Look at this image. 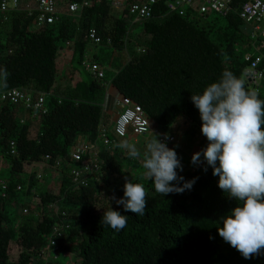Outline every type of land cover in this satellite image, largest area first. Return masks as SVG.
Segmentation results:
<instances>
[{"label": "trees", "instance_id": "trees-1", "mask_svg": "<svg viewBox=\"0 0 264 264\" xmlns=\"http://www.w3.org/2000/svg\"><path fill=\"white\" fill-rule=\"evenodd\" d=\"M76 1L57 0V8L66 11ZM239 6L240 0H234L226 15L197 7H185L181 14L169 12L162 0L149 19L135 21L125 7L115 15L110 2L89 0L79 13L39 26L24 10L0 11V68L8 73L0 91L21 88L34 96L45 94L47 108L33 116L25 107L0 102V179L7 185L5 197L0 196V264H42L57 224L70 226L57 251L58 264H264V250L245 259L219 236L221 218L236 202L218 188L210 167L206 172L201 165L186 168L179 174L185 180L196 178L192 189L164 197L139 161L116 146L125 140L118 139L100 145V172L86 186L74 183L70 174L77 142L92 144L101 126L109 127L104 115L110 90L140 105L153 128L168 132L182 117L193 136L201 133V120L191 95L202 93L224 71L243 79L246 89L264 100L258 89L264 74L256 85L244 74L250 66L246 56L254 54L255 59L256 49L263 52L264 38L240 18ZM91 28L102 38L98 45L86 39ZM136 28L140 31L134 34ZM99 47L109 53L99 57ZM87 58L114 70L107 68L102 79L94 78L85 69ZM114 137L109 127L107 138ZM51 168L59 174L47 184ZM130 180L145 186L148 203L142 216L126 212L112 199L123 196ZM51 203L61 205L66 216L50 212ZM26 206L29 213L23 214ZM110 206L128 216L119 232L103 222Z\"/></svg>", "mask_w": 264, "mask_h": 264}, {"label": "clouds", "instance_id": "clouds-1", "mask_svg": "<svg viewBox=\"0 0 264 264\" xmlns=\"http://www.w3.org/2000/svg\"><path fill=\"white\" fill-rule=\"evenodd\" d=\"M8 73L0 68V86H6ZM198 110L201 134L207 145L191 157L193 165L210 167L218 176L217 186L236 206L221 218L218 234L243 258L251 259L264 250V100L246 89L245 81L231 71H224L218 81L192 94ZM168 137L147 138L143 151L126 140L116 146L129 159L142 163L144 174L154 189L164 197L191 190L196 178L185 180L182 158L175 147H168ZM142 183L126 181L123 196L112 197L126 212L144 215L147 205ZM105 225L116 232L127 226V215L112 207L102 216ZM222 225V226H221Z\"/></svg>", "mask_w": 264, "mask_h": 264}, {"label": "built area", "instance_id": "built-area-1", "mask_svg": "<svg viewBox=\"0 0 264 264\" xmlns=\"http://www.w3.org/2000/svg\"><path fill=\"white\" fill-rule=\"evenodd\" d=\"M116 9L121 10L125 7L128 12L134 16L136 20L149 19L152 16V8L162 0H144V2L133 1L129 4L126 0H106ZM169 12H184L185 7H197L200 12L209 10L215 11L221 15L228 14L231 11V6L234 0H163ZM89 5V0H79L72 2L68 6V10H60L57 8V0H0V11H18L24 10L29 16H33L36 24H51L60 19L62 14L75 15L83 8ZM239 16L244 21L252 24L255 31L264 38V0H240ZM255 36V34H253ZM87 41L92 45H98L102 42V38L98 35L95 28H91L86 37ZM111 38L107 39V43H111ZM256 57L254 54L246 56V61L250 62V66L245 69V78L249 83L255 84L263 77L264 70L260 66L264 64V51L256 49ZM88 56V55H87ZM89 57V56H88ZM85 68L92 74L94 78L102 79L105 76V67L97 62L87 58L84 61ZM45 94L32 95L28 91L21 88H10L0 91V102H10L15 105L25 107L33 111V116H38L40 113H46ZM117 106L119 107L117 117L112 127L114 131V139L107 138L109 127L101 126V133L96 142L90 144L85 140L80 139L71 151V159L73 165H70V174L73 182L79 185L86 186L91 179L96 178L100 172V162L97 157V151L100 145H113L118 139L126 138L130 135L147 137L154 133L161 140L164 135L161 131L155 129L151 125V121L144 113L142 107L133 103L130 98L118 97ZM168 147L176 143V138L173 135H167ZM11 153H16L15 143L11 142ZM88 156L89 159L84 158ZM49 159V156H46ZM61 161L57 162L59 166ZM21 187L18 186V189ZM7 185L3 179H0V196L5 197ZM49 211L57 215L66 216V211L58 203H51ZM22 213H29L28 206L22 208ZM70 226L69 224H57L53 228L52 234L48 238L47 251L43 255L42 264H58L57 251L60 248L64 232Z\"/></svg>", "mask_w": 264, "mask_h": 264}, {"label": "rangeland", "instance_id": "rangeland-1", "mask_svg": "<svg viewBox=\"0 0 264 264\" xmlns=\"http://www.w3.org/2000/svg\"><path fill=\"white\" fill-rule=\"evenodd\" d=\"M114 14L115 15H119V11L118 10L114 11ZM139 31H140V29L139 28H136V29L133 30V33L134 34H137ZM99 48H100V51H99V49H95V51L98 53V56L99 57H104V55H107L109 53V49L108 48H106V47H99ZM115 57L119 61V57H118L117 54H116ZM122 60H124V57L122 58ZM70 63L71 62H70V55H69L67 57V60H66V65H67L66 67H68V66L70 67ZM73 64L75 66H77L75 62H73ZM107 68H108V70H111V71L114 70L113 67H111V66H107ZM107 68H106V70H107ZM78 69H79L80 75L84 79H87V75L85 74L84 70L82 68H80V67ZM86 71H88V70L86 69ZM258 83H259L258 89L260 90V93L264 96V80H259ZM108 92H110V94H112L111 93V90L108 91ZM190 130H191V128L188 126V124L185 122V120L182 117H179L177 119V121L172 125V127L170 128V130L168 132H162L161 131L164 136L165 135H168V134H172L173 136L176 137L177 142L174 143L173 146H170V148L175 147L178 155L183 159V162L186 163L185 164V163L182 162V164H183V170H185L186 168L191 167V166L194 167L195 165H193L192 163H190L191 160L189 158H187L183 153L180 155L179 148L183 151V149L181 147V144H185L187 142V140H188V144L189 145L195 146V147H199L200 141H202V139H204V138H202L203 135L201 133H197L194 136L191 135V131ZM35 136H36V124H35L32 132L30 134V137L31 138H33ZM149 137H150V135L147 136V138H149ZM128 139H131L130 142L132 144H136L135 141L139 140V142H140L142 138H141V136L131 135V136H128ZM207 143L208 142L206 140L203 143V145H205ZM203 145H202V147H204ZM138 148H140L141 151H143V148H141V147H138ZM139 163L142 165L141 161H139ZM48 171H51V172H48L49 174L51 173L50 175H47L48 177H51L52 175L57 176L59 174V172L57 170L52 169V168L49 169ZM131 171L134 172V169L131 168ZM17 208L18 207H16V211H18L20 209V208H18V209ZM60 262L63 263L64 262V259H60ZM78 262H79V260L78 261H75V264H78Z\"/></svg>", "mask_w": 264, "mask_h": 264}, {"label": "crops", "instance_id": "crops-1", "mask_svg": "<svg viewBox=\"0 0 264 264\" xmlns=\"http://www.w3.org/2000/svg\"><path fill=\"white\" fill-rule=\"evenodd\" d=\"M117 101H118V97L115 96V94H109L108 97H107L106 103H105V115H104L105 118H104V121L109 125L110 128L113 127L115 119H116L117 114H118L119 107L117 106V103H118ZM153 134L154 133L150 134V137L153 136ZM169 135H171V134H169ZM141 138L142 139H141L140 142H139V140L135 141V143H136L135 145L137 147L144 148V143H145V140L147 139V137H142L141 136ZM202 138H204V139H202V141H200L199 147H195V146L189 145L188 144V140H187V142L185 144H181V147H182L183 151L179 148L180 155L183 153L187 158H189L191 160V157H192V155L195 152L201 151L207 145V144L203 145V143L206 141V139H205L204 136ZM123 139H125L126 141L131 143L130 142L131 139H128V138L127 139L123 138ZM176 142H177V140H176ZM202 145L204 147H202ZM182 162H183V159H182ZM183 163H185V162H183ZM195 166H197V165H195ZM48 172H51V171H48ZM50 174L48 173V175H50ZM46 181H47V184L50 183L51 182V177H46Z\"/></svg>", "mask_w": 264, "mask_h": 264}]
</instances>
